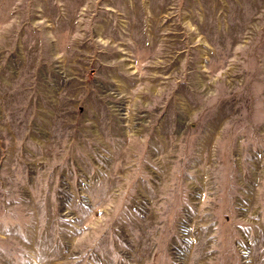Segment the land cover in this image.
I'll use <instances>...</instances> for the list:
<instances>
[{"label": "rangeland", "instance_id": "374dc122", "mask_svg": "<svg viewBox=\"0 0 264 264\" xmlns=\"http://www.w3.org/2000/svg\"><path fill=\"white\" fill-rule=\"evenodd\" d=\"M262 219L264 0H0V264H264Z\"/></svg>", "mask_w": 264, "mask_h": 264}, {"label": "bare ground", "instance_id": "6f19581e", "mask_svg": "<svg viewBox=\"0 0 264 264\" xmlns=\"http://www.w3.org/2000/svg\"><path fill=\"white\" fill-rule=\"evenodd\" d=\"M20 62H21V59H20V56L17 55V62L16 64L18 63L19 66H20ZM17 64V65H18ZM16 67V65H15ZM17 68V67H16ZM6 69V68H5ZM15 69V68H13ZM22 70H20L19 68V73L21 72ZM2 73L4 75H10L12 76L11 74H9V71H3L2 70ZM261 97V96H260ZM259 99V98H258ZM258 101H261V100H258ZM232 103V102H231ZM230 103V104H231ZM255 110V109H254ZM254 113V112H253ZM217 119H215L216 121ZM214 121L213 124L216 125V122ZM250 125V124H249ZM255 125V124H254ZM204 187H207L208 189L211 188L212 186V183L211 182H204ZM259 197V196H258ZM261 203V202H260ZM263 208V207H262ZM257 215H260L259 213H256ZM263 218V217H262ZM248 223V222H247ZM262 224H263V229L261 230V237L264 239V219H262ZM251 225V224H250ZM207 232V233H206ZM206 232L202 231V234L200 235V238H199V241H198V245H197V250H198V255H197V262L199 260V264H205L204 262L210 258H213V257H217L218 254H219V251H218V246L215 243L214 240H212V237L214 236L212 234L215 233V236H217V231L215 232V229L213 227V225H211V223L207 226V229H206ZM203 235V236H202Z\"/></svg>", "mask_w": 264, "mask_h": 264}]
</instances>
